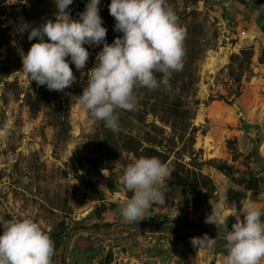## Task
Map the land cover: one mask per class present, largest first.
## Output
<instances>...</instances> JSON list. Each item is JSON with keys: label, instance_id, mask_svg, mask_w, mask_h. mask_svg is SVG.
Listing matches in <instances>:
<instances>
[{"label": "rangeland", "instance_id": "obj_1", "mask_svg": "<svg viewBox=\"0 0 264 264\" xmlns=\"http://www.w3.org/2000/svg\"><path fill=\"white\" fill-rule=\"evenodd\" d=\"M87 3L73 0V20ZM110 3L99 5L109 44L122 36ZM166 4L186 34L183 68L172 73L170 88L137 89V109H117L119 128L112 131L78 104L103 44L84 45L90 53L84 69L70 63L77 78L70 87L38 86L23 71L22 56L37 42L28 39L31 27L55 20V4L0 0V221L37 222L54 242L52 264H217L214 248L186 251L191 238L217 229L205 222L211 205L226 195L227 210L241 201L264 209V48L225 22L212 0ZM23 23L29 29L21 33ZM214 102L231 110V121L208 115ZM250 129L258 132L251 137ZM215 146L220 155L209 158ZM140 157H157L173 172L161 186L165 204L128 223L120 210L131 193L121 177ZM104 225L105 235L89 232ZM77 234L90 237L85 253L72 242ZM134 235L141 252L132 258L123 240ZM171 238L187 253L168 246ZM95 240L100 250L90 251Z\"/></svg>", "mask_w": 264, "mask_h": 264}, {"label": "clouds", "instance_id": "obj_2", "mask_svg": "<svg viewBox=\"0 0 264 264\" xmlns=\"http://www.w3.org/2000/svg\"><path fill=\"white\" fill-rule=\"evenodd\" d=\"M55 20L31 27L28 39H36L22 56V69L38 86L63 91L76 82L70 63L84 69L89 51L84 45L99 46L95 66L87 72V86L78 104L112 131L119 128L117 109L135 111L137 89L170 88L173 72L183 68L185 31L166 0H111L109 13L114 30L122 33L109 44L100 16L101 0H88L85 10L73 20L69 6L73 0H53ZM29 29L21 24L19 32ZM157 74H161L157 78ZM173 170L157 157H140L128 164L121 177L131 193L120 210L128 223L139 222L153 204H165L161 186ZM222 188L221 192L226 193ZM233 206L235 222L225 237L227 255L222 264H264V209L250 201ZM205 222L226 224V195L214 205ZM0 264H52L55 245L50 235L29 217L0 221ZM194 248H214L216 239L208 235L191 238Z\"/></svg>", "mask_w": 264, "mask_h": 264}, {"label": "crops", "instance_id": "obj_3", "mask_svg": "<svg viewBox=\"0 0 264 264\" xmlns=\"http://www.w3.org/2000/svg\"><path fill=\"white\" fill-rule=\"evenodd\" d=\"M214 3L215 8H218L220 11L223 20L230 24V26H233L234 28H241L243 31L253 40H255V43H257L258 47L264 48V0H212ZM264 148V142L262 144ZM264 151V149H263ZM229 214V218L224 225H218L217 229L212 228L210 231H214L213 233H209L210 238L216 239V245L214 249L211 251V257L216 256L219 258L217 264H222V258L227 255V251L225 248L226 240L225 237L228 234V232L231 230L232 224L235 222V218L231 216L232 211L227 210ZM214 226V224H213ZM104 229L109 228H102L98 231H89L90 233H95L98 235H105ZM110 234L114 235V232H111ZM78 237V239H77ZM80 237V238H79ZM173 237V236H172ZM92 238V237H91ZM77 239V240H76ZM90 240L89 238H83L79 236V234L75 235L72 239V242L76 247L80 250L83 249V243L85 241ZM117 240V239H116ZM115 240V241H116ZM136 240V241H135ZM95 240L92 242L90 246H92V249L90 251H99L100 247L97 245ZM125 242V253L129 255V257H132V254H139L141 252L140 244L138 245V236L134 235L132 237H128L127 239L123 240ZM167 244V242H166ZM174 245L175 249L176 247H180L174 239H170L168 241L169 245ZM189 249H193L192 251H189V249H186V251L190 253L195 252V248L192 246V244ZM188 245V246H189ZM187 246V247H188ZM177 252V250H175ZM179 251L182 253H185L184 249L182 247L179 248ZM77 253H85L84 249L78 251ZM94 253V252H91ZM187 253V252H186ZM185 253V254H186ZM133 258V257H132ZM151 260L153 258H150Z\"/></svg>", "mask_w": 264, "mask_h": 264}, {"label": "bare ground", "instance_id": "obj_4", "mask_svg": "<svg viewBox=\"0 0 264 264\" xmlns=\"http://www.w3.org/2000/svg\"><path fill=\"white\" fill-rule=\"evenodd\" d=\"M207 64L209 66V68L212 67V65H214V59L213 58H209L207 60ZM207 112L209 116H215L218 118H222L224 116V118L228 121H231L233 116L231 113V110L229 108H227V106L221 104V103H217L214 102L212 103L208 108H207ZM209 140L211 141V139L209 138ZM203 145H205V148H207V140H204L202 142ZM219 149L215 147L212 148V151L208 154L209 158H215L217 156H219Z\"/></svg>", "mask_w": 264, "mask_h": 264}, {"label": "trees", "instance_id": "obj_5", "mask_svg": "<svg viewBox=\"0 0 264 264\" xmlns=\"http://www.w3.org/2000/svg\"><path fill=\"white\" fill-rule=\"evenodd\" d=\"M102 228H109V226L108 225H104V226H93L92 227V230L93 231H98V230H100V229H102Z\"/></svg>", "mask_w": 264, "mask_h": 264}, {"label": "water", "instance_id": "obj_6", "mask_svg": "<svg viewBox=\"0 0 264 264\" xmlns=\"http://www.w3.org/2000/svg\"><path fill=\"white\" fill-rule=\"evenodd\" d=\"M255 132H256V133L258 132L257 129H250V130H248L247 133H248L249 136L252 137V136H254Z\"/></svg>", "mask_w": 264, "mask_h": 264}, {"label": "built area", "instance_id": "obj_7", "mask_svg": "<svg viewBox=\"0 0 264 264\" xmlns=\"http://www.w3.org/2000/svg\"><path fill=\"white\" fill-rule=\"evenodd\" d=\"M241 35H242V36H244V33H243V32H241Z\"/></svg>", "mask_w": 264, "mask_h": 264}]
</instances>
